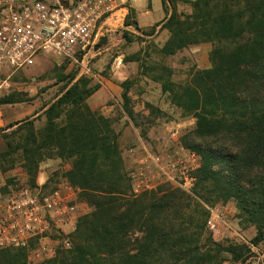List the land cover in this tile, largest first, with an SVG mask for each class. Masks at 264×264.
<instances>
[{
  "label": "trees",
  "instance_id": "16d2710c",
  "mask_svg": "<svg viewBox=\"0 0 264 264\" xmlns=\"http://www.w3.org/2000/svg\"><path fill=\"white\" fill-rule=\"evenodd\" d=\"M162 1L168 15L162 30L169 32L163 55L213 44L212 67L196 70L185 85L175 87L163 73L153 77L172 103L196 121L181 140L202 159L193 174L194 194L207 203L214 195L233 200L244 223L256 228L252 244L264 243V0H184L194 13L183 19L176 11L170 15L167 0ZM133 14L130 11L125 27L140 30ZM123 37L132 42L128 31ZM163 70L171 75L170 69ZM76 75H59L66 88L44 111L45 129L36 134L30 123L28 135L16 147L23 151L33 187L44 160L71 162L69 182L91 208L78 220L72 248L41 264H223L228 255L240 261L250 252L246 246H224L212 238L200 246V210L189 215L193 201L180 190L160 197L159 192L128 197L131 184L123 174L112 122L87 104L99 86L91 87L86 78L73 83ZM123 100L133 118L127 89ZM22 102L12 93L0 98V108ZM183 212L187 219L181 217ZM0 264H29L28 251L1 250Z\"/></svg>",
  "mask_w": 264,
  "mask_h": 264
},
{
  "label": "rangeland",
  "instance_id": "374dc122",
  "mask_svg": "<svg viewBox=\"0 0 264 264\" xmlns=\"http://www.w3.org/2000/svg\"><path fill=\"white\" fill-rule=\"evenodd\" d=\"M132 4L139 10L151 6V17L154 21L159 20V16L164 12L166 17L150 28L137 30L133 26L125 27L129 15L127 14L120 25L116 24L106 32L105 38L96 46V52L89 56L85 64L90 69L89 75L82 72L79 64L45 60L30 70L15 72L7 81L6 89L0 93V98L16 93L25 102L0 108V209L4 207L12 191L23 187L34 188L32 179L25 169L23 151H16V147L28 135L30 123L36 134L45 129L47 118L44 111L58 100L66 88V82L59 80L61 73L65 75L77 73L73 83L86 78L91 81V87L99 86V89L88 98L87 104L112 122L118 137L123 174L126 178L128 171L145 154V150L160 152L176 144H182V138L194 128L195 119L184 114L181 108L173 104L171 95L164 93L162 83L154 81L153 77L163 73L166 75L165 80H169L175 87L185 85L190 82L196 70L212 67L213 44L201 43L167 57L160 52L169 38V32L162 30L163 21L168 15L166 10H162L161 0H132ZM167 8L170 15L176 11L182 19L194 13L192 5L185 3L184 0H167ZM131 17L134 19V14ZM153 27L156 30L152 34ZM127 31L132 42L126 41L123 37ZM63 66L66 68L61 69ZM164 68L171 70L169 77ZM126 89L131 99L129 108L134 113L133 118L128 116L125 109L123 94ZM70 170L71 162L48 158L39 164L35 187L47 184V188L52 189L62 181H69L67 174ZM40 173L44 175L42 184L38 181ZM195 184L193 177L187 186H164L157 193L159 192L160 197L168 192L180 190L190 196L193 205L188 214L192 215V211L200 210L202 219L200 246L212 238L220 245L246 246L249 249L250 252H244L240 261L228 255L223 264H264V243L256 246L252 244L256 228L244 223L234 201L218 200L214 195L212 202L207 203L194 194ZM126 194L129 198H138L133 197L130 191ZM83 202L81 208L85 216L91 213V208L85 201ZM216 214L222 218L219 232L211 231L207 225L211 215ZM184 215L183 212L181 217L187 219ZM76 225L67 228L62 235L51 234L56 251L53 257L43 256L41 260L37 259L33 254L37 246L27 250L28 263L41 264L56 258L59 250L71 249L73 246L71 235ZM179 231L177 230L176 235ZM64 238L69 241L68 248L61 246Z\"/></svg>",
  "mask_w": 264,
  "mask_h": 264
},
{
  "label": "built area",
  "instance_id": "2783aa9c",
  "mask_svg": "<svg viewBox=\"0 0 264 264\" xmlns=\"http://www.w3.org/2000/svg\"><path fill=\"white\" fill-rule=\"evenodd\" d=\"M121 11V0H0V93L15 72L45 60L79 64L89 75L85 64L106 32L123 22ZM201 166L200 155L183 144L145 150L127 173L131 195L187 186ZM80 193L69 181L52 189L43 184L12 191L0 209V251L37 246V259L53 257L51 234L62 235L84 215ZM221 220L219 214L211 215L208 228L219 232ZM61 246L68 248L69 241L64 238Z\"/></svg>",
  "mask_w": 264,
  "mask_h": 264
},
{
  "label": "crops",
  "instance_id": "0c3cea01",
  "mask_svg": "<svg viewBox=\"0 0 264 264\" xmlns=\"http://www.w3.org/2000/svg\"><path fill=\"white\" fill-rule=\"evenodd\" d=\"M122 3V15L125 17L127 14L130 13V11H133L134 13V19L136 20V22L139 25L140 29H147L150 28L152 26H154L156 23L162 21L165 17L166 14L165 12L159 16V20H152V11H151V6H148L147 8L143 9V10H139L136 5L132 4V0H121ZM128 4V6L126 5ZM161 4L163 5V1L161 0ZM164 11V8L162 9ZM121 23H119L118 25H120ZM44 175L43 174H39L38 177V181L40 182V184H42L44 181Z\"/></svg>",
  "mask_w": 264,
  "mask_h": 264
},
{
  "label": "water",
  "instance_id": "95a60500",
  "mask_svg": "<svg viewBox=\"0 0 264 264\" xmlns=\"http://www.w3.org/2000/svg\"><path fill=\"white\" fill-rule=\"evenodd\" d=\"M133 27H135L136 28V26L134 25Z\"/></svg>",
  "mask_w": 264,
  "mask_h": 264
}]
</instances>
